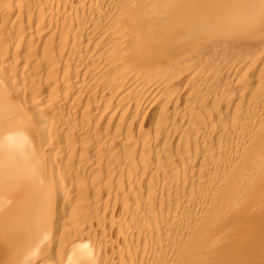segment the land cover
Returning a JSON list of instances; mask_svg holds the SVG:
<instances>
[{
	"label": "bare ground",
	"instance_id": "6f19581e",
	"mask_svg": "<svg viewBox=\"0 0 264 264\" xmlns=\"http://www.w3.org/2000/svg\"><path fill=\"white\" fill-rule=\"evenodd\" d=\"M40 1L0 0V29L14 16L0 32V264H264V0ZM38 9L48 16L42 33L58 49L44 44L34 55L29 44L40 30L23 23L22 12ZM21 34L28 55L14 72L7 52L21 50ZM32 66L61 79L36 84ZM185 77L200 90L187 93L198 109H183L191 137L159 121L180 153L159 147L150 163L109 166L117 176L134 168L130 187L146 184L129 197L107 196L127 202L99 215L82 195L90 183L80 169L101 163L81 150L107 166L113 146L130 141L113 145L96 123L89 127L87 113L108 112L85 99L96 95L114 108L141 91L158 103Z\"/></svg>",
	"mask_w": 264,
	"mask_h": 264
},
{
	"label": "rangeland",
	"instance_id": "374dc122",
	"mask_svg": "<svg viewBox=\"0 0 264 264\" xmlns=\"http://www.w3.org/2000/svg\"><path fill=\"white\" fill-rule=\"evenodd\" d=\"M36 2L37 1H35V3ZM43 2H44V0L40 1V3H43ZM72 2L74 3V0H70L69 1V3H72ZM75 3H77V2L75 1ZM32 13L33 12H31V14L29 13V16H26V11H23L22 12L23 17H25V18H23V23H25V22L28 23L27 22V20H28L29 21V24H30L29 26L31 27V30H34L35 28L36 29L38 28L40 30L39 31L40 33L39 34H36V36H35L36 38L34 39V37H33L32 42L30 41L31 43L29 44V48H30V50H32L31 53L34 54V55H39L40 48H42V45L44 46V44H45V46L50 45V47L51 48L53 47V49L54 48L55 49L56 48L58 49V44L56 43L57 40H55L56 38H52L51 39L50 33L49 34L42 33L44 31L48 30V27H47L48 26V23L46 22L48 16H47V13H46L45 9H40V10L38 9L33 14ZM39 13L40 14L42 13L41 14L42 16ZM27 15H28V13H27ZM31 16H32V18H31ZM28 17H30L31 19L28 18ZM10 18L4 19V20L2 19L3 20V25H5L6 27H8L11 24L12 20L14 19V16H12ZM39 22H40V24H38V26L41 25V26H43V28L41 26H39L40 28L37 27V23H39ZM5 26H4V28L2 30L0 29V32L2 33V35H5V33L7 34V30H6ZM18 34L20 35V32ZM21 35L23 37V34H21ZM10 37L12 38V36H10ZM18 37L19 36H16V38H18ZM20 38H21V36L19 37L18 40H21L20 42L23 45V46H21V50L17 51L16 53H14V52L12 53L10 50H9V52H7V55L10 53L8 55L9 56L8 58L11 61L10 62L11 63V66H12L11 68H13V69H11V68L10 69L13 70V71L15 70L14 72H16V71L18 72L19 71V68L22 67V65H24V63H25L24 61H26L24 57H26L28 55L27 54L28 52H26V50H25V36L23 38H21V39ZM55 44H57V46ZM31 47L34 48V49H32ZM29 48L27 47V49H29ZM33 68H34V70L33 69L31 70L32 71L31 74L34 73L35 70H36V72H35L36 75L39 74V75H37L38 77L36 76V78H37L36 80L37 81L35 80V83L36 82H39V81H42L41 84L43 85V82L45 80H47V76L49 77L48 73L46 71H44V70H41V69L39 70V68L37 69L36 66L33 67ZM199 69L196 70V71H198L197 73L198 74L200 73L199 75L202 77V74L204 72L201 71V70L199 72ZM182 70H184V69H182ZM198 74H196L197 77L201 78L200 76H198ZM52 75H53V78H57V76H58L57 79H59V78L61 79V76L60 75H57V74L56 75L52 74ZM51 76L49 78H51ZM197 77H195V78H197ZM226 77H228L229 79L231 78V76L229 74H227ZM199 78L197 80H199ZM186 79H187V77L183 78L182 79V82L180 81L181 79L179 80L182 83V85H179L178 88L177 87L176 88L170 87V88H168L169 90H167V89L165 91L163 90L162 91L163 92V94H162L163 96L162 95L160 96V99L161 100H158V103H156L157 100L155 101V99H152V101L154 100V102H155V103H153L151 101V98L150 97L146 100V98H147L146 97V94L143 93V92H142L143 93L142 94L141 91H140V88H139V91L140 92H139V95H138L139 97L137 96V98H136V96H134L129 101L122 103L123 105L120 104V106L118 105V106H116L114 108L111 106V105H113V103L111 104V102H109V100H107V101L106 100H101V98H99V96H96V95L90 96L89 98H86L87 100L85 99L86 103H85V101H84V103L86 104L85 105L86 107L88 105H90V107H91V106H93L96 103V104H98L100 106V108L102 110L103 109L104 110L105 109L107 110V112H108V115L107 116L108 117L111 114V110H112V113L115 111V108L117 110V112L115 113V114H117V117L114 116L111 121H109L108 117L107 118H101L100 117L98 119V116L99 115H97V114H94L93 115V113H94L93 111H91L90 113H87L86 116L89 117V120H88L89 121L88 122L89 123V127L92 126V125H94L96 123L99 126V127L98 126L97 127L99 128L98 130H99V135L101 136V138L104 137V136L110 137L111 139H113V145L116 144L119 139H123V138L126 139L128 142L130 141L129 142L130 144H128L125 147H120V148L118 147L117 148L116 146H113L115 148H113L112 149V152L111 151L110 152L112 154L114 153L113 155L117 156L116 157L117 159L116 158H113L112 161H110V164L108 163L107 166L104 165L105 164L104 163L105 162L104 158L101 157L96 152H94L92 150H81V152H83L82 154H84L85 156H87V158H89L91 161H96V162L99 161V165L101 163V166L99 167V169H97V170H95L93 172H89V171H86V170L83 171V168H81L82 170L80 169L81 177H82L81 179L83 181H84V179H85V181H87V182H84V184H86V186H87V183H90V185H92V188H91L90 185L88 186L89 187V190H90L89 191L90 193L87 192V193H85L86 195L85 194H82V195H84V196L88 197V199H90L89 200L90 201L89 203H90V205L92 207H97L99 209V211H98V209L97 210L95 209L98 213L100 211L102 212L106 208L107 209L105 211H110L111 212L114 209L113 211L118 212V210L120 209V206H119L120 204L118 205V203L120 201H123V202H120L121 204H123V203L125 204V201L127 202V200H123L124 199L123 197H121L122 200H120V201L118 200V199H120V197H118L117 198V201L118 202L116 204L114 203V201L109 200V199H112V196L115 194V191H116V193H117V190H119L118 192H120V193L124 192L123 194L125 196L130 195L129 193H132L133 194V193L136 192L135 194H137V192L139 193V188H141V187L144 188V186L146 184V181L139 182V180H137L136 183L138 184V186L135 185L136 183H134L132 185V187H130L131 185L129 186L128 183H126L127 179L128 178H131L133 176V174H134V170L135 169L132 168V167H130V169H127V170L123 171L121 173V175L117 176L112 171V168L111 167L114 166L115 164H119V160L122 161V159L131 158V159H134V160H138L139 159L141 161H149V163H150V159L149 158H152L151 156L153 155L154 151L156 149L159 150V147L160 148L161 147L162 148L163 147L167 148L165 152L166 153L168 152L171 155L177 154L178 152L180 153V147H179V144H178L177 139L174 140V139H172L170 137L164 139V137H165L163 135L164 131L157 130L156 124L159 121H162V122L164 121L165 122V126L167 127V130L170 129L169 127H171V131L174 130V129H178L177 131L179 132L180 135H182V136L184 135L183 137H186V138H187V136L188 137H191L190 136L191 135L190 134V130L184 129V128H186V125L182 123V121L184 122L185 119H187V116H188V115H186V113H184V110L183 109H185V112H186L188 110V108L191 107V109H192L193 107H196V105H198L197 104L198 101H194V99L191 98V97H189L187 95V93L188 92H193L194 89H195L194 92H197V90L198 91H200V90H199V85H198L199 82H198V84H196L197 83L196 81H195V83H191V81L190 82L189 81L187 82ZM192 79H194V77ZM176 80H178V79H176ZM194 80H192V81L194 82ZM180 82H178V83H180ZM187 83H189V85ZM36 84H38V83H36ZM36 84H35V86H37ZM41 84L39 83V85H41ZM193 87H194V89H193ZM202 87H206V85L203 86V85L200 84V89L201 90H204V88H202ZM116 88H115V91H116ZM47 91L48 90L45 89V92L42 93L43 95H40L43 98V100L45 99V101H46V98H48V96L46 95L47 94ZM41 97H40V99H42ZM149 99H150V102H149ZM164 99H166V100H164ZM43 100H41V101L44 102ZM99 101H101V102H99ZM163 101L164 102L166 101L168 103H166V102L164 103ZM194 102H196V103H194ZM137 103H138L139 106L137 105ZM192 103L194 105L193 107H192ZM135 104H136V106H135ZM152 104H153V106H152L153 108L151 107ZM155 105H156V107H155ZM117 107H118V109H117ZM162 107H163V109H162ZM197 109L198 108H195L194 110H197ZM159 111H160V113L163 111L164 112V113L162 112L163 115L165 114L164 117L162 116V117H160V119H158V115H159L158 112ZM202 112L204 113V111H201L200 110V112H198V113L200 114ZM188 113H189V111H188ZM190 115H191V112H190ZM120 116H121V118H120ZM200 116H201V114H200ZM184 117H186V118H184ZM171 124L174 125V126H172ZM191 125H192V123H191ZM60 143H62V142H60ZM135 143H137L139 145H137ZM71 144L74 146V145L77 144V142H73ZM140 145H141V147H140ZM168 148H169V150H168ZM141 149H143V150H141ZM73 151L74 152H78V151H80V148L79 147H75L73 149ZM168 153L166 155H170ZM185 153H187V150H186ZM116 154H118L119 156L116 155ZM109 166H111V167H109ZM148 173H149V170H147V172L145 173V176L148 175ZM138 175H139V173H138ZM71 181L74 182L73 180H71ZM123 181H124V183H123ZM134 190H135V192H133ZM107 196H108L109 199L107 198ZM109 196H111V198ZM79 197H80L79 194H78V196L77 195L74 196L72 198V200H71V201H73V202H71V204L74 205V203H76V201L78 200ZM112 203H114V205L119 206V209H118L117 206L114 207V205ZM111 208H112V210H111ZM116 208L118 209L117 211H116ZM105 211H103L102 213L100 212L99 215L104 214ZM67 223H68L67 226H69V227H72L71 224H73V226H74V224L75 225L77 224L75 221L74 222H70V225H69V222H67ZM85 227H89V226H86L85 225ZM87 229L90 230V228H84V229L82 228L81 230H83L84 231V234H85L87 232Z\"/></svg>",
	"mask_w": 264,
	"mask_h": 264
}]
</instances>
